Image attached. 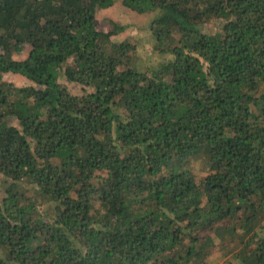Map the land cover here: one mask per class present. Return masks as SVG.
Returning a JSON list of instances; mask_svg holds the SVG:
<instances>
[{"label":"trees","instance_id":"trees-1","mask_svg":"<svg viewBox=\"0 0 264 264\" xmlns=\"http://www.w3.org/2000/svg\"><path fill=\"white\" fill-rule=\"evenodd\" d=\"M115 1L0 0V264H264V0Z\"/></svg>","mask_w":264,"mask_h":264},{"label":"rangeland","instance_id":"rangeland-1","mask_svg":"<svg viewBox=\"0 0 264 264\" xmlns=\"http://www.w3.org/2000/svg\"><path fill=\"white\" fill-rule=\"evenodd\" d=\"M153 16L154 14L152 12L138 13L132 11L123 6L121 0H116L109 8L99 9L96 13L95 20L98 29L104 31L112 30L116 23L124 25L125 28L121 32L113 34L111 39L115 42L127 40L134 43L135 64L138 68L145 69L156 64L158 61L166 59L165 55L159 54L153 49L154 37L149 29V23ZM218 26V22H210L207 24L206 30L213 32ZM28 49V47H25L23 51L15 57L19 59L23 58L27 55ZM3 79L17 86L29 83L24 77L14 73H5ZM63 82L67 84V82ZM68 87L73 93L83 92V87L78 84H68ZM199 169L202 170L200 165Z\"/></svg>","mask_w":264,"mask_h":264}]
</instances>
